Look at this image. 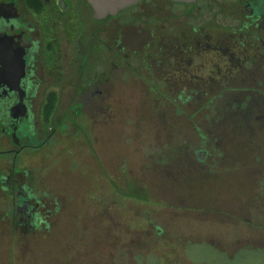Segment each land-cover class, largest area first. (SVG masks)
Masks as SVG:
<instances>
[{
    "label": "rangeland",
    "instance_id": "374dc122",
    "mask_svg": "<svg viewBox=\"0 0 264 264\" xmlns=\"http://www.w3.org/2000/svg\"><path fill=\"white\" fill-rule=\"evenodd\" d=\"M143 10L120 18L142 42L152 26L222 24L204 3ZM143 46L131 47L142 55ZM70 99L42 113L49 139L20 162L47 224L14 228L0 189V264H264L262 122L223 114L224 96L217 108L197 97L183 112L177 97L156 103L131 90L105 120L66 112ZM10 164L0 156V169Z\"/></svg>",
    "mask_w": 264,
    "mask_h": 264
},
{
    "label": "flooded vegetation",
    "instance_id": "af4514ba",
    "mask_svg": "<svg viewBox=\"0 0 264 264\" xmlns=\"http://www.w3.org/2000/svg\"><path fill=\"white\" fill-rule=\"evenodd\" d=\"M202 3L222 24L188 31L152 26L142 42L143 34L125 33L120 22L141 7L146 17L157 7ZM140 16L132 13V21ZM142 43L140 55L131 46ZM131 90L156 103L177 97L183 112L197 97H211V107L218 96L242 98L245 121L264 125V0H141L101 20L88 0H0V156L11 161L9 172L0 169V189L14 228L47 224L20 165L27 150L49 139L42 113L56 114L69 97L66 112L92 110L105 120L120 109L116 98Z\"/></svg>",
    "mask_w": 264,
    "mask_h": 264
},
{
    "label": "water",
    "instance_id": "95a60500",
    "mask_svg": "<svg viewBox=\"0 0 264 264\" xmlns=\"http://www.w3.org/2000/svg\"><path fill=\"white\" fill-rule=\"evenodd\" d=\"M91 4L95 18L101 20L108 16H116L121 11L129 8L141 0H88ZM174 2H184L188 4H194L198 0H171Z\"/></svg>",
    "mask_w": 264,
    "mask_h": 264
},
{
    "label": "trees",
    "instance_id": "16d2710c",
    "mask_svg": "<svg viewBox=\"0 0 264 264\" xmlns=\"http://www.w3.org/2000/svg\"><path fill=\"white\" fill-rule=\"evenodd\" d=\"M225 97V99L224 100H222V102L221 103H219L218 105H221V106H219L220 108V111H223V114L225 113L224 112V109L225 108H233V109H235L236 111L237 110H239V106L238 105H240V103H241V101H242V98L241 99H239V98H236L237 100H238V102H236V101H233L231 98H229V97H226V96H224ZM218 98V97H217ZM217 98H215V101H214V103H215V105H214V107L215 108H217L216 106V104H217ZM235 100V99H234ZM219 101V100H218ZM47 113H51V111H49V112H47Z\"/></svg>",
    "mask_w": 264,
    "mask_h": 264
}]
</instances>
